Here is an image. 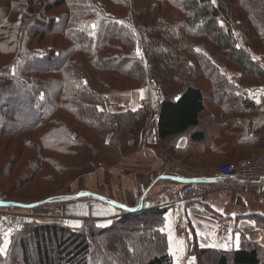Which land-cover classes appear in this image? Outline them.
Segmentation results:
<instances>
[{"label": "trees", "instance_id": "1", "mask_svg": "<svg viewBox=\"0 0 264 264\" xmlns=\"http://www.w3.org/2000/svg\"><path fill=\"white\" fill-rule=\"evenodd\" d=\"M236 34L264 59V0H0V194L15 200L1 202L43 204L85 163L109 168L137 147L150 105L111 113L112 89L153 84L162 95L153 124L158 139L187 136L194 152L208 147L234 121L219 124L224 116L256 112L246 82L264 80V64L237 45ZM209 103L221 111L210 112ZM232 106L238 111L225 108ZM166 212L130 211L108 227L89 222L79 230L22 225L10 245L19 248L21 264H28L32 244L38 264H52L43 250L49 237L71 248L67 257L56 253L55 264H132L127 254L135 242L118 232L129 224L134 236L160 243L137 264H172L160 230ZM250 218L264 228V216ZM141 220L145 225L136 227ZM193 252L198 264H264V247L245 239L236 250Z\"/></svg>", "mask_w": 264, "mask_h": 264}, {"label": "crops", "instance_id": "2", "mask_svg": "<svg viewBox=\"0 0 264 264\" xmlns=\"http://www.w3.org/2000/svg\"><path fill=\"white\" fill-rule=\"evenodd\" d=\"M252 90L257 92L246 101L254 105L256 112L250 116L244 111L224 116L219 124L225 123L228 118L234 121L229 127L216 131L217 135L208 147H200L195 152L194 144H190L187 136H178L168 144L158 139L154 119L162 100L161 94L160 97L157 95L155 104H151L146 93L151 95L152 90L146 88L109 92L107 100L111 113L137 111L149 104L152 114L137 147L121 162L109 168L91 163L82 166L80 182L71 191L76 194L73 197L94 199L98 205L64 207L67 223L75 224L73 219L78 216L103 227L130 211L166 208L160 230L166 237L167 253L172 258V264H198L194 247L236 250L242 239L264 247V228L250 218L264 216V183L255 182L247 194L240 188L233 193L209 194L187 205L179 199L186 185L213 178L220 164L260 153L264 149V85ZM109 94L113 98H109ZM120 94H127V98L114 97ZM238 102L232 104H240ZM209 106L210 111H221L214 103V108ZM233 110L238 111V106ZM248 118L253 122L250 131ZM240 139L247 142L241 143ZM231 154L235 155L232 160ZM3 206L7 204L0 201L1 238L7 233L8 223Z\"/></svg>", "mask_w": 264, "mask_h": 264}, {"label": "rangeland", "instance_id": "3", "mask_svg": "<svg viewBox=\"0 0 264 264\" xmlns=\"http://www.w3.org/2000/svg\"><path fill=\"white\" fill-rule=\"evenodd\" d=\"M236 43L238 46L244 48L245 46V40L243 38L242 35L238 36V34H236ZM47 43V42H45ZM244 50L247 51L248 55L250 56V58L260 64H264V59L262 57H260L257 54L252 53L246 46L244 48ZM214 59H217L218 62H220V59L217 56H214ZM4 58H0V64L4 62ZM264 66V65H263ZM226 73L229 74L230 78L232 79L233 82H238V75L236 72H233L231 70H227ZM251 80H248L246 82V87L245 91L248 97L253 96L254 92H257V90H252L255 89L256 87H260L262 85H264V80H254V82H250ZM252 84L254 86H252ZM257 84V86H255ZM198 87H201L204 90V87L202 85H197ZM146 90H152L150 92L151 95L148 94V92L146 93L149 97H148V102L151 104H155V99L158 95V97H160V93L157 92L156 88L154 87L153 84H149L146 87ZM260 90V89H258ZM110 92H118L115 89L110 90ZM157 93V94H156ZM109 98H113V95L109 94ZM115 98H120L123 97L124 99L127 98V94H120L119 96H114ZM127 100V99H126ZM211 108H214L213 106H211ZM226 110H232L233 108H237V107H225ZM212 112V111H210ZM216 114H218L220 112V110H216L213 111ZM209 116V111L208 113H206L203 116V119H207ZM211 116V115H210ZM218 124L215 123V125ZM211 130V129H210ZM212 133V132H211ZM263 151V150H262ZM261 151V152H262ZM260 152V153H261ZM257 154H251V155H247L244 157H241L239 159H243V158H250L252 156L258 155ZM237 159V160H239ZM236 161V160H235ZM233 162V161H231ZM230 162H225L223 164H220L219 166H222L224 164H227ZM86 164V163H85ZM84 164V165H85ZM93 164V163H91ZM83 165V166H84ZM96 165V164H93ZM100 166V165H98ZM218 166V167H219ZM217 167V168H218ZM82 169V167H81ZM80 169V171H81ZM80 171L75 175V177L73 178V180L67 185V188L62 190V191H56L55 195L51 196L47 202L40 204L38 206H34V207H25V208H19V205L16 202H10L7 203V206H3L2 208L6 210V214H7V233H4L2 235V241L0 244V249H3V251H0V264H21V258L19 257V248H13L10 244H11V240L12 238H14V236L19 233V230L21 229L22 225H28L31 226L33 223L35 224H51V223H55L58 225H64L67 226L73 230H79L81 229L85 223H89L88 221H85L84 219L75 216L76 218L73 219V221L75 222V224L73 223H67L68 218L66 216H64L65 213V209L64 207L66 206H75V207H95V205H98V201L94 200V199H86V198H81V197H73L76 196V194L74 191L76 189V183L80 182ZM74 184V186H73ZM80 188V187H79ZM79 190V189H78ZM77 190V191H78ZM30 193L33 192V189H29ZM1 198L0 201H4V202H9V201H15L13 199L10 198H4V196L2 194H0ZM6 199V200H5ZM3 213V212H2ZM128 213V212H127ZM113 220V219H112ZM112 220L109 221L107 224H105L103 227H108L112 224ZM92 223H94L97 227L101 228V224L98 225L97 223H95L94 221H92ZM145 221L141 220V222L139 224H135L136 227L139 225H145ZM3 224V222H2ZM74 225H79V227H75ZM134 226V225H133ZM133 226L129 225V224H124L121 226V229L118 230V232L121 233V235L126 239H131L134 243L133 245V252H130L129 255V259L132 260V264H137V262L144 257L147 258V256H149V252L151 248H154L153 245H159L160 243L157 241L156 243L152 244L149 242H146V240L140 239V237L142 236V234L140 236H134L131 232V230L134 228ZM128 230V231H127ZM28 238L30 237V234H27ZM131 235V236H130ZM145 241V244H141L143 241ZM138 243H137V242ZM32 241L28 242V245L30 246V244H32ZM55 244V245H54ZM10 245V246H9ZM122 246V245H121ZM125 249V248H124ZM28 250H32V251H28V264H38V258L36 255V246L34 244L31 245V248L29 247ZM43 250L45 252L48 253L51 263L55 264V256L56 253H62L63 256L67 257L71 251L70 247L67 248H63L60 249L58 248V244L56 243V241L52 240L51 237L48 238V241L45 242L43 244ZM63 250V251H62ZM123 250V249H122ZM125 252L128 253V251L125 249ZM147 252V255H146ZM157 253V251H155ZM151 256V255H150ZM127 263V262H126ZM49 264V263H48Z\"/></svg>", "mask_w": 264, "mask_h": 264}, {"label": "built area", "instance_id": "4", "mask_svg": "<svg viewBox=\"0 0 264 264\" xmlns=\"http://www.w3.org/2000/svg\"><path fill=\"white\" fill-rule=\"evenodd\" d=\"M214 173L213 178L186 185L180 193V202L187 205L209 194L233 193L240 188L247 194L255 182L264 183V149L258 155L219 166Z\"/></svg>", "mask_w": 264, "mask_h": 264}, {"label": "snow or ice", "instance_id": "5", "mask_svg": "<svg viewBox=\"0 0 264 264\" xmlns=\"http://www.w3.org/2000/svg\"><path fill=\"white\" fill-rule=\"evenodd\" d=\"M213 3H215V0H212ZM199 51V49H197ZM137 52L139 53V49H137ZM75 227H79V225H74ZM0 251H3V249H0Z\"/></svg>", "mask_w": 264, "mask_h": 264}]
</instances>
